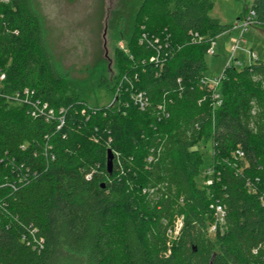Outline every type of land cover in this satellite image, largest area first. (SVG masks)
I'll return each instance as SVG.
<instances>
[{
    "label": "trees",
    "instance_id": "16d2710c",
    "mask_svg": "<svg viewBox=\"0 0 264 264\" xmlns=\"http://www.w3.org/2000/svg\"><path fill=\"white\" fill-rule=\"evenodd\" d=\"M145 2L155 22L102 109L67 95L38 0L0 5L2 94L29 89L66 111L58 129L0 96V264H264V61L226 67L215 108L207 50L232 25L210 17L215 0ZM251 9L264 28V0ZM203 140L212 184L198 188ZM216 205L226 216L211 234Z\"/></svg>",
    "mask_w": 264,
    "mask_h": 264
},
{
    "label": "rangeland",
    "instance_id": "374dc122",
    "mask_svg": "<svg viewBox=\"0 0 264 264\" xmlns=\"http://www.w3.org/2000/svg\"><path fill=\"white\" fill-rule=\"evenodd\" d=\"M253 2L215 0L210 17L222 25H232V29L216 39V55H206L207 78L216 79L223 74L237 41L240 43L233 65L244 68L250 64V55L264 61V28L253 25L242 33L236 27L248 16ZM38 4L56 43L54 54L70 75L67 95L84 100L91 109L112 107L117 99L116 79L130 62L133 40L141 24L151 26L155 22L149 15V3L145 0H38ZM195 149L204 159L196 185L204 188L211 180L212 146L203 140ZM182 225L183 217L177 216L172 222L170 243L175 241Z\"/></svg>",
    "mask_w": 264,
    "mask_h": 264
},
{
    "label": "built area",
    "instance_id": "2783aa9c",
    "mask_svg": "<svg viewBox=\"0 0 264 264\" xmlns=\"http://www.w3.org/2000/svg\"><path fill=\"white\" fill-rule=\"evenodd\" d=\"M11 1L12 0H0V5H7ZM253 25H257V23L255 21V13L250 8L248 16L245 19H243L242 21H240L238 26H236V27H239L243 33V32H246ZM216 39L211 42L210 47L207 50V55H210V56L216 55V53H215ZM142 40L147 41L146 35H143ZM239 43H240V41H237L234 43V46L232 48L233 54L230 57V63L228 66H231V65H233V63H235L234 62V60H235L234 55L237 52V50L239 49ZM256 60L257 59H256L255 55H250V64ZM250 64H248V65H250ZM236 65L241 66L240 63H237ZM223 75H224V72L220 77H218L216 79L215 78L209 79V78L205 77V79L203 80V84L205 86H207L208 89H210L213 93L212 94L213 95V101H214L213 107H215V108L220 107L223 103L222 99H221V93H220V85H221V82L223 79ZM4 80H5V75H4V73H1V71H0V96L4 97L5 99H7L8 101H10L12 103H18L20 105L28 107L29 110L31 111V115L34 118L42 117L45 119V121L47 123H56L58 129H60L64 126L65 117H66L65 109H60L57 112V110L51 108L47 103H44L41 100L36 99L34 97V93L32 91H30L29 89H25L21 92H17L15 94H13V95H4V94H2V87H3ZM145 98L146 97L144 94H138V95H135L133 97L136 105H138L140 107V109L145 108V103H146ZM237 155L240 158L243 157V153L241 151L237 152ZM210 173H212V171H210ZM208 184L211 185L212 180H210L208 182ZM261 202L264 206V197L261 198ZM214 209H215V222L210 226V233L211 234H215L218 227L224 224L225 216H226L225 208L223 206L216 205L214 207Z\"/></svg>",
    "mask_w": 264,
    "mask_h": 264
},
{
    "label": "water",
    "instance_id": "95a60500",
    "mask_svg": "<svg viewBox=\"0 0 264 264\" xmlns=\"http://www.w3.org/2000/svg\"><path fill=\"white\" fill-rule=\"evenodd\" d=\"M114 159H115V156H114L112 150H108V152H107V171L109 174H112V172H113Z\"/></svg>",
    "mask_w": 264,
    "mask_h": 264
}]
</instances>
